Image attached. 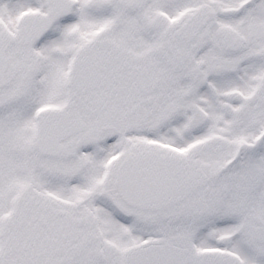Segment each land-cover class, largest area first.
<instances>
[{
  "label": "snow or ice",
  "instance_id": "obj_1",
  "mask_svg": "<svg viewBox=\"0 0 264 264\" xmlns=\"http://www.w3.org/2000/svg\"><path fill=\"white\" fill-rule=\"evenodd\" d=\"M0 264H264V0H0Z\"/></svg>",
  "mask_w": 264,
  "mask_h": 264
}]
</instances>
